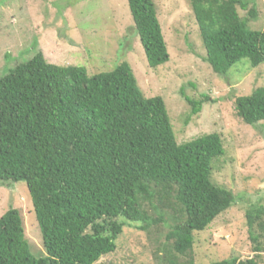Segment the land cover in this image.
Wrapping results in <instances>:
<instances>
[{"label": "trees", "instance_id": "obj_1", "mask_svg": "<svg viewBox=\"0 0 264 264\" xmlns=\"http://www.w3.org/2000/svg\"><path fill=\"white\" fill-rule=\"evenodd\" d=\"M127 2L149 67L157 69L170 55L155 2ZM191 7L217 75L234 77L244 60L251 68L264 64V28L249 27L257 13L248 1L191 0ZM233 99L245 124L264 128V87ZM205 100L186 97L194 114ZM225 154L217 133L178 144L164 99L143 94L128 62L89 75L49 63L40 51L0 77V181L26 184L46 254L33 253L11 208L0 218V264H102L126 225L149 235L170 226L166 244L156 246L162 264H196L194 233L236 202L212 180V163ZM247 223L259 255L264 206L250 208Z\"/></svg>", "mask_w": 264, "mask_h": 264}, {"label": "rangeland", "instance_id": "obj_2", "mask_svg": "<svg viewBox=\"0 0 264 264\" xmlns=\"http://www.w3.org/2000/svg\"><path fill=\"white\" fill-rule=\"evenodd\" d=\"M245 1L248 10L254 7L257 13L249 27L263 29L264 0ZM154 2L170 55L157 69L149 67L127 0H0V77L40 51L49 63L80 66L89 75L128 62L143 94L164 99L178 144L212 133L223 140L226 154L213 161L212 180L231 190L236 202L206 230L194 233L195 263L236 257L257 258L264 264V252H254L247 223L248 210L264 206V128L245 124L235 112L233 99L264 87V64L251 68L244 60L235 65V76L229 81L217 75L206 62L191 0ZM248 10L239 9L243 19H250ZM186 97L205 100L198 114ZM11 208L22 216L33 253L44 256L26 184L0 181V218ZM169 227L162 225L152 236L126 225L116 241L117 250L99 263L162 264L159 256L165 253L157 252L156 246L166 244Z\"/></svg>", "mask_w": 264, "mask_h": 264}]
</instances>
